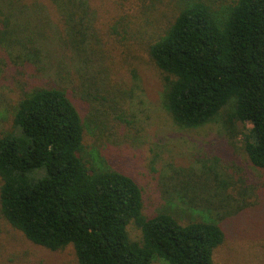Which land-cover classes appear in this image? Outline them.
<instances>
[{"label": "trees", "instance_id": "trees-1", "mask_svg": "<svg viewBox=\"0 0 264 264\" xmlns=\"http://www.w3.org/2000/svg\"><path fill=\"white\" fill-rule=\"evenodd\" d=\"M40 2L0 0V56L35 66L56 42L87 52L89 63L96 37L89 0H49L67 28L63 39ZM139 3L144 14L162 4L173 9L172 21L149 45L173 120L199 127L230 106L227 127L232 132L235 122L242 125L243 148L252 165L264 170V0ZM131 19H117L114 29L129 31ZM97 68L92 77L103 102L127 96L112 84L105 65ZM84 136V120L65 86L24 92L11 129L0 134V210L12 227L51 251L72 246L79 264H154L155 256L171 264H213L226 237L218 222L183 221L164 209L146 215L137 181L94 164ZM132 224L140 240L129 236Z\"/></svg>", "mask_w": 264, "mask_h": 264}, {"label": "rangeland", "instance_id": "rangeland-1", "mask_svg": "<svg viewBox=\"0 0 264 264\" xmlns=\"http://www.w3.org/2000/svg\"><path fill=\"white\" fill-rule=\"evenodd\" d=\"M40 1L63 39L67 28L57 21L55 7L49 0ZM88 4L96 35L89 63L87 52L56 42L35 66L16 65L0 56V134L11 129L24 92L36 86H65L85 123L87 157L133 177L143 191L146 215L164 209L183 221L210 218L226 232L213 264H264V170L252 165L243 148L242 125L235 122L232 132L227 127L231 107L204 125L184 127L164 105L165 83L149 56V45L172 21L173 9L162 4L144 14L139 0ZM126 15L132 18L129 31L114 29L117 19ZM101 65L127 96L103 102L100 84L92 77ZM173 190L188 194L190 202ZM128 234L133 240L141 238L134 224L128 226ZM153 262L171 264L158 256ZM0 264L79 262L72 246L51 251L30 242L0 210Z\"/></svg>", "mask_w": 264, "mask_h": 264}]
</instances>
